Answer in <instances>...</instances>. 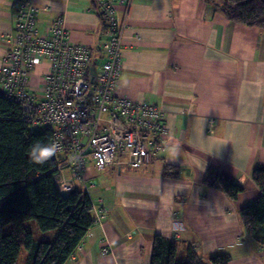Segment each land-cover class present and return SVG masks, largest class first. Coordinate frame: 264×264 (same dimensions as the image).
Segmentation results:
<instances>
[{"label":"crops","instance_id":"0c3cea01","mask_svg":"<svg viewBox=\"0 0 264 264\" xmlns=\"http://www.w3.org/2000/svg\"><path fill=\"white\" fill-rule=\"evenodd\" d=\"M13 1L0 0V64L15 30ZM32 1L38 33L63 16L73 43L98 60L95 75L104 41L96 0ZM124 41L117 94L163 110L169 137L137 170L90 163V196L106 218L66 264H149L156 235L192 245L206 260L228 254L229 264H264V247L245 234L240 217L261 194L252 174L264 168V31L230 21L206 0H132ZM47 69L45 62L33 76ZM167 166L178 177L166 178ZM209 168L243 188L237 200L203 184ZM70 176L67 167L63 178Z\"/></svg>","mask_w":264,"mask_h":264},{"label":"built area","instance_id":"2783aa9c","mask_svg":"<svg viewBox=\"0 0 264 264\" xmlns=\"http://www.w3.org/2000/svg\"><path fill=\"white\" fill-rule=\"evenodd\" d=\"M96 2L104 14V41L99 71L94 75L91 48L73 43L63 16L39 34V10L33 1L14 0L15 30L6 38L9 47L0 64V96L21 107L22 120L30 131L52 133L60 192L70 194L75 190L73 182H81V193L93 204L95 226L101 228L106 210L95 206L90 196V163L99 171L112 165L137 170L165 149L170 132L163 110L117 94L132 0ZM45 62L47 71L30 88L34 71ZM67 167L71 170L69 179L63 178ZM112 252L111 243L105 239L102 254Z\"/></svg>","mask_w":264,"mask_h":264},{"label":"trees","instance_id":"16d2710c","mask_svg":"<svg viewBox=\"0 0 264 264\" xmlns=\"http://www.w3.org/2000/svg\"><path fill=\"white\" fill-rule=\"evenodd\" d=\"M230 21L264 31V0H206ZM99 5V4H98ZM100 6V5H99ZM99 16L104 26L101 6ZM93 55V54H92ZM90 68L98 62L93 58ZM49 130L30 131L22 120L21 107L0 96V264H66L95 225L93 204L87 194L73 191L63 199L56 181V161L44 164L30 159L33 145L51 146ZM172 166L166 178L178 177ZM252 178L260 197L241 210L245 234L264 247V168ZM203 184L237 200L243 188L214 168H209ZM34 221L44 237L36 238L26 224ZM228 254L208 260L192 245H181L173 238L156 235L149 264H229Z\"/></svg>","mask_w":264,"mask_h":264},{"label":"clouds","instance_id":"9594fccd","mask_svg":"<svg viewBox=\"0 0 264 264\" xmlns=\"http://www.w3.org/2000/svg\"><path fill=\"white\" fill-rule=\"evenodd\" d=\"M55 146L33 145L30 149V159L36 164H44L55 155ZM58 178V183H59Z\"/></svg>","mask_w":264,"mask_h":264},{"label":"rangeland","instance_id":"374dc122","mask_svg":"<svg viewBox=\"0 0 264 264\" xmlns=\"http://www.w3.org/2000/svg\"><path fill=\"white\" fill-rule=\"evenodd\" d=\"M36 71H34L35 73ZM38 81L37 77L33 76L32 80H31V83H30V88L33 84H35L36 82ZM33 232L34 231H37L38 232V229H37V226L35 224L34 221H31V222H28L26 224ZM36 238H38V236L36 235ZM26 257V251L25 250H22L21 253H20V256H19V259H18V263L17 264H22L24 259Z\"/></svg>","mask_w":264,"mask_h":264},{"label":"water","instance_id":"95a60500","mask_svg":"<svg viewBox=\"0 0 264 264\" xmlns=\"http://www.w3.org/2000/svg\"><path fill=\"white\" fill-rule=\"evenodd\" d=\"M60 194L63 199H66L69 196V194H67L66 192H60Z\"/></svg>","mask_w":264,"mask_h":264}]
</instances>
